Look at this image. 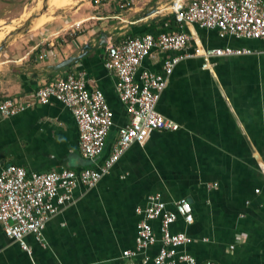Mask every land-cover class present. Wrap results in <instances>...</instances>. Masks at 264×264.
<instances>
[{"label": "crops", "instance_id": "obj_1", "mask_svg": "<svg viewBox=\"0 0 264 264\" xmlns=\"http://www.w3.org/2000/svg\"><path fill=\"white\" fill-rule=\"evenodd\" d=\"M51 1L34 0L5 28L0 23V101L32 102L0 117V169L14 164L28 173L80 170L110 155L117 129L129 116L115 92V76L104 65L108 44L147 32L188 33L183 49H153L141 61L139 70L156 73H163L166 58L194 55L175 64L156 104L178 129L151 131L143 143L130 144L94 186L78 184L39 238L23 237L29 251L0 225V264H136L145 255L153 258L159 241L131 258L122 254L135 247L136 208L144 207L152 193L161 194L169 210L180 198L191 202L193 222L178 217L171 230L193 238L178 251L197 264L206 259L264 264V38L220 37L216 29L180 27L176 19L169 24L174 9L191 0H135L129 9L114 2ZM9 2L14 3L0 0V6ZM226 46L250 53H200ZM78 72L85 73L89 89L102 91L114 113L105 148L94 162L80 152L71 111L55 99L34 100L43 84ZM151 225L159 235V220Z\"/></svg>", "mask_w": 264, "mask_h": 264}, {"label": "built area", "instance_id": "obj_2", "mask_svg": "<svg viewBox=\"0 0 264 264\" xmlns=\"http://www.w3.org/2000/svg\"><path fill=\"white\" fill-rule=\"evenodd\" d=\"M91 1L94 5L114 2L119 9H129L135 2ZM174 14L180 27L184 23H192L216 29L220 37L232 35L235 38H264L262 0H191L185 6L176 7ZM189 40L190 35L184 31L157 34L147 32L106 46L104 65L115 76V92L129 116L128 122L117 129L112 152L100 164L80 170L28 173L22 166H3L0 169V225L5 235L29 251L23 237L33 234L39 238L47 220L71 200L72 191L78 184L94 186L102 176L110 172L130 144L143 143L151 131L178 129L177 123L156 110V104L165 88L166 76L171 74L175 64L194 54L166 58L163 73L139 70V66L145 57L151 55L153 49L179 51ZM200 53L204 56H231L247 54L250 50L226 46L207 48ZM44 56L45 53L39 57ZM52 99L60 101L71 111L78 128L80 152L84 158L94 162L103 152L109 131L114 125V113L102 91L87 87L84 72L68 73L64 78L43 84L34 93L36 103L48 104ZM31 104L18 102L11 97L5 98L0 101V117L14 115ZM136 213L140 217L136 223L135 247L124 250V257L136 256L159 241L161 246L157 254L153 258L145 255L141 263L151 260L154 264H197L193 256L178 251L179 247L191 243L193 238L184 232L171 230V225L178 217L186 224L193 222L192 204L187 198L176 200L173 210H169L161 194L152 193L147 196L144 207L136 208ZM152 220H159V235L153 230ZM199 264L219 263L206 259Z\"/></svg>", "mask_w": 264, "mask_h": 264}, {"label": "rangeland", "instance_id": "obj_3", "mask_svg": "<svg viewBox=\"0 0 264 264\" xmlns=\"http://www.w3.org/2000/svg\"><path fill=\"white\" fill-rule=\"evenodd\" d=\"M13 2H9L10 4H1L0 6V16L4 17L0 20L1 26L4 27L5 23L9 22L11 20V17H13L14 15H18L19 13H21V11H23V9L26 7H32L34 4V0H13ZM40 3L43 2V0H39ZM51 1V0H50ZM27 2V5L25 6V3ZM52 2V1H51ZM39 3V4H40ZM43 5V4H42ZM5 28V27H4ZM4 41V40H3ZM2 41V42H3ZM0 42V44L2 43Z\"/></svg>", "mask_w": 264, "mask_h": 264}, {"label": "trees", "instance_id": "obj_4", "mask_svg": "<svg viewBox=\"0 0 264 264\" xmlns=\"http://www.w3.org/2000/svg\"><path fill=\"white\" fill-rule=\"evenodd\" d=\"M169 18H170V17H169ZM166 19H167L166 17L162 18V19L160 20V24L163 25V23L165 22ZM175 22H176V21H175V16L172 15L169 24H171V25L173 24V26H174V25H175Z\"/></svg>", "mask_w": 264, "mask_h": 264}, {"label": "water", "instance_id": "obj_5", "mask_svg": "<svg viewBox=\"0 0 264 264\" xmlns=\"http://www.w3.org/2000/svg\"><path fill=\"white\" fill-rule=\"evenodd\" d=\"M3 45H4V43L2 42V43L0 44V48H1Z\"/></svg>", "mask_w": 264, "mask_h": 264}]
</instances>
